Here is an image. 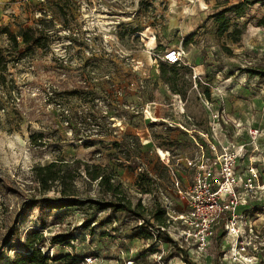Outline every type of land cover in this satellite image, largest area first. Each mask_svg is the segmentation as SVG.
Returning <instances> with one entry per match:
<instances>
[{
    "label": "rangeland",
    "instance_id": "374dc122",
    "mask_svg": "<svg viewBox=\"0 0 264 264\" xmlns=\"http://www.w3.org/2000/svg\"><path fill=\"white\" fill-rule=\"evenodd\" d=\"M235 5L243 16L230 9L224 17L239 25L237 43L219 35L214 16ZM4 27L30 29L35 40L14 46L0 32L8 64L0 76V264L26 250L32 230L48 264H185L182 251L196 264H264V0H0ZM174 49L182 60L170 65L164 54ZM218 111L224 143L240 153V178L251 168L258 178L238 208L242 238L219 224L201 253L165 242L166 234L181 240L177 216L189 210L172 169L182 186L192 183L186 159L208 155ZM76 160L106 168L147 218L153 200L163 202L165 232L90 204L49 208L61 188L43 192L33 168L54 161L68 163L82 199H113L74 171ZM56 235L66 240L52 243Z\"/></svg>",
    "mask_w": 264,
    "mask_h": 264
},
{
    "label": "built area",
    "instance_id": "2783aa9c",
    "mask_svg": "<svg viewBox=\"0 0 264 264\" xmlns=\"http://www.w3.org/2000/svg\"><path fill=\"white\" fill-rule=\"evenodd\" d=\"M165 61L170 65L179 64L182 53L179 49L168 50L164 54ZM225 117L218 111L213 114L210 123V138H208V155H199L198 160L186 159V167L194 170L192 183L182 186L179 173L172 169L173 182L178 198L189 207L188 212L180 213L177 218L184 226L181 240L172 243L181 245L180 241L192 244L196 252H204L216 228L222 224L228 235L236 239L242 238L241 214L238 211L243 195L254 191L253 183L257 180V172L250 170L245 180L237 172L240 153L231 150L224 143L222 136L226 135ZM179 127L189 132L190 126L179 123ZM206 136V135H204ZM161 202V201H160ZM163 207V202H161ZM170 219H177L167 212ZM171 221L168 219V225ZM167 227H162L164 232ZM245 252V247L238 248Z\"/></svg>",
    "mask_w": 264,
    "mask_h": 264
},
{
    "label": "trees",
    "instance_id": "16d2710c",
    "mask_svg": "<svg viewBox=\"0 0 264 264\" xmlns=\"http://www.w3.org/2000/svg\"><path fill=\"white\" fill-rule=\"evenodd\" d=\"M230 9H233L237 15L243 16L242 12L239 11V5H235L231 8H225L222 11L216 13L214 16L219 24V35L222 36L227 34V37L237 43L240 41L241 29L238 24L233 25L229 19L224 17V14ZM231 27L233 29L230 31ZM0 32L6 34L9 41L14 46H19L20 41H22L24 45H30L35 40L34 32L30 29L22 31L20 33H15L12 29L4 27L2 30H0ZM227 50L229 52H232L230 49ZM7 68L8 64L6 57L0 51L1 79L4 78L3 75L6 72ZM257 72L258 75L264 78V73H262L261 71ZM75 169L78 170V172L84 171L92 181H96L99 186L106 189L105 191L107 193L112 194L113 199H82L78 194V191L75 189L74 177L71 175L72 170L69 169L68 163L54 161L47 165L35 166L33 168L34 180L43 192L51 191L57 184L61 188L59 190L61 198L47 199L49 208L60 209L64 207H77L90 204L92 206H95L96 209L100 211L106 210L108 208L110 210V213H131L139 219L144 220L147 226L151 228H157L159 232L162 231V227L168 226V217H166V210L164 207H162L161 202L157 201L156 199L153 200V204L150 210L151 213L149 218H147V215L145 213L146 208L143 205H141L140 203L133 205L132 202L124 194V191L122 190L120 185H114L113 183H111L114 175L108 173L106 168L99 165L90 166L86 162L76 160L74 171ZM71 187L72 189L69 190V188ZM32 204H37V201L34 200ZM86 226H90V221H88ZM146 234V236H149V233ZM65 240L66 238L64 235H56L53 237L51 242L57 244L62 243ZM165 242L168 244H172L174 243V240L166 234ZM40 243H43V240L41 239L39 232L37 230L29 231L26 235L24 243L26 250L24 252H15L11 264H48V262L51 260V257L50 255L46 256L41 253V246H39ZM175 247H177L176 244ZM182 252L185 264H196L188 256V253L186 251Z\"/></svg>",
    "mask_w": 264,
    "mask_h": 264
}]
</instances>
